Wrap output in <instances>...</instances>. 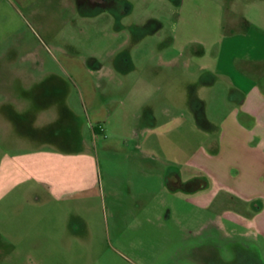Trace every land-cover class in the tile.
<instances>
[{"label":"rangeland","instance_id":"1","mask_svg":"<svg viewBox=\"0 0 264 264\" xmlns=\"http://www.w3.org/2000/svg\"><path fill=\"white\" fill-rule=\"evenodd\" d=\"M248 1L0 0V159L48 149L97 163L62 199H32L30 182L0 202V264H264L257 240L217 221L242 210L236 199L206 208L203 187L166 186L173 173L203 178L185 162L213 137L232 88L205 63ZM23 236L30 256L8 242Z\"/></svg>","mask_w":264,"mask_h":264},{"label":"crops","instance_id":"2","mask_svg":"<svg viewBox=\"0 0 264 264\" xmlns=\"http://www.w3.org/2000/svg\"><path fill=\"white\" fill-rule=\"evenodd\" d=\"M245 4L246 11L240 17L235 12L229 13L224 22L228 31L222 37L221 48L205 63L229 78L232 88L225 98L231 103L221 113L206 147L196 148L185 165L203 174L201 179L194 178L203 183L196 196L200 205L213 206L220 194L240 203L242 210L224 208L216 214L222 228L225 220L232 224V230L239 227L238 235L252 236L264 247V0ZM208 41L206 44L211 47L214 39ZM98 129L92 132L94 139L95 132L103 133L102 127ZM101 142L109 144L106 139ZM96 164L88 151L29 149L4 153L0 159V202L18 185L30 182L32 199L42 204L54 196L62 199L80 191L87 172L93 174ZM47 211L45 208L44 216ZM47 238L44 234L29 240L34 243ZM27 240L23 236L8 242L13 245V252L27 250L30 256L35 247L28 249ZM254 258L262 260L258 255Z\"/></svg>","mask_w":264,"mask_h":264},{"label":"trees","instance_id":"3","mask_svg":"<svg viewBox=\"0 0 264 264\" xmlns=\"http://www.w3.org/2000/svg\"><path fill=\"white\" fill-rule=\"evenodd\" d=\"M94 129L96 130L98 127L95 126ZM166 186L169 190L182 189L185 191H195L201 189L203 187V183L199 179H191L183 182L177 173H173L167 176Z\"/></svg>","mask_w":264,"mask_h":264},{"label":"flooded vegetation","instance_id":"4","mask_svg":"<svg viewBox=\"0 0 264 264\" xmlns=\"http://www.w3.org/2000/svg\"><path fill=\"white\" fill-rule=\"evenodd\" d=\"M82 4L95 5L103 8L115 6V0H80Z\"/></svg>","mask_w":264,"mask_h":264}]
</instances>
